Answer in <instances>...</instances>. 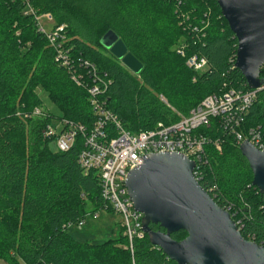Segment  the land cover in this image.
Instances as JSON below:
<instances>
[{"label": "trees", "instance_id": "16d2710c", "mask_svg": "<svg viewBox=\"0 0 264 264\" xmlns=\"http://www.w3.org/2000/svg\"><path fill=\"white\" fill-rule=\"evenodd\" d=\"M30 3L35 14L51 13L56 26L66 25L70 65L57 60L58 49L39 31L35 14H25L21 0H0V264H178L147 235L135 237L130 248L122 222L118 238L99 244L75 238L68 225L78 224L88 209L114 210L105 208L99 175L86 174L79 163L83 136L61 151L55 138L43 133L54 118L92 127L97 116L88 88L95 80L107 86L106 107L132 133L177 122L210 94L250 90L235 67L238 40L217 0ZM108 31L143 64L139 74L101 44ZM181 44L186 57L208 59L206 71L187 66L176 51ZM85 60L96 66L95 76ZM43 92L59 114L46 108L43 115H34L37 106H44ZM257 126L264 135V90L239 130L247 133ZM198 131L210 139L201 185L230 211L245 238L264 246V194L253 185V171L235 134L217 118ZM151 228L165 231L158 224ZM187 235L185 230L172 233L178 241Z\"/></svg>", "mask_w": 264, "mask_h": 264}, {"label": "water", "instance_id": "95a60500", "mask_svg": "<svg viewBox=\"0 0 264 264\" xmlns=\"http://www.w3.org/2000/svg\"><path fill=\"white\" fill-rule=\"evenodd\" d=\"M238 40L235 67L250 88L260 87L264 64V0H217ZM101 44L131 71L143 64L113 32ZM253 171V185L264 194V150L245 140L240 145ZM196 164L178 152L152 153L131 169L126 180L134 208L143 213L151 244L178 264H264V246L243 236L228 209L221 207L194 175ZM158 224L165 231L153 230ZM185 230L178 241L172 233Z\"/></svg>", "mask_w": 264, "mask_h": 264}, {"label": "built area", "instance_id": "2783aa9c", "mask_svg": "<svg viewBox=\"0 0 264 264\" xmlns=\"http://www.w3.org/2000/svg\"><path fill=\"white\" fill-rule=\"evenodd\" d=\"M21 1L26 5L25 14H35L30 0ZM35 20L39 31L45 33L58 49L57 60L62 66H69L68 50L64 48V42L67 41L66 25L56 26L51 13L35 14ZM45 21L52 24L50 29L44 25ZM176 51L186 58L188 67L197 72L207 70L208 59L198 54L186 57L185 44L179 45ZM82 63L88 66L89 73L96 75L95 65L88 60ZM263 71L264 64L261 67V72ZM73 78L76 82H80L77 75ZM262 90L264 83L260 87L246 91L231 88L218 94L213 93L206 96L188 115L181 116L177 122L167 125L160 122L155 128L132 133L124 128L118 115L106 107L104 95L107 86L95 80V83L88 88L91 106L97 116L92 127L88 130L83 124L64 120L61 121L64 129L60 134L58 127L52 123L47 126L43 134L48 139L55 138L57 147L61 151H68L75 144L78 136H83L84 148L80 152L79 163L86 174L95 171L99 175L102 196L106 202L105 208H112L114 212L121 214L122 226L132 248L134 238H142L146 233L142 229L143 213L134 208L126 186L130 170L143 164L152 153L178 152L195 162L194 175L200 181L201 165L204 160L206 161L205 146L210 139L199 132L198 128L208 125L215 118L219 119L225 130L235 134L239 147L248 140L258 149L264 150L261 126L251 127L247 133L239 130L258 93ZM161 99L168 104L164 96H161ZM45 112L44 106H37L34 109V115H43ZM216 148L222 150L221 141H216ZM90 214L93 217L98 216L97 212ZM85 222L86 217L77 224L79 229Z\"/></svg>", "mask_w": 264, "mask_h": 264}, {"label": "rangeland", "instance_id": "374dc122", "mask_svg": "<svg viewBox=\"0 0 264 264\" xmlns=\"http://www.w3.org/2000/svg\"><path fill=\"white\" fill-rule=\"evenodd\" d=\"M47 29L52 26L49 22H44ZM109 50V49H107ZM139 71L137 74H139ZM42 98L44 99V107L49 108L55 114H59L57 107L50 101L46 92L42 93ZM52 124L58 127V132H60L62 123L58 118L52 120ZM52 148L57 149L55 143H52ZM89 213L86 216V222L84 226L79 229L77 224L68 226V231L75 236L80 241H90L92 243H103L111 238H118L121 234L122 216L119 213L107 211L105 209L97 211V217H93L90 212L91 208L87 210ZM5 264V262H1Z\"/></svg>", "mask_w": 264, "mask_h": 264}]
</instances>
